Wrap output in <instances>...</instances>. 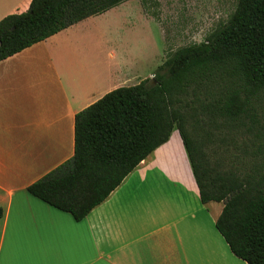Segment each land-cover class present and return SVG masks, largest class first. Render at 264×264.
Returning a JSON list of instances; mask_svg holds the SVG:
<instances>
[{
  "label": "crops",
  "instance_id": "1",
  "mask_svg": "<svg viewBox=\"0 0 264 264\" xmlns=\"http://www.w3.org/2000/svg\"><path fill=\"white\" fill-rule=\"evenodd\" d=\"M30 1L0 0V20ZM128 2L0 61V264H246L215 228L223 203H201L177 131L81 221L27 192L73 156L75 115L128 87L110 20Z\"/></svg>",
  "mask_w": 264,
  "mask_h": 264
},
{
  "label": "trees",
  "instance_id": "2",
  "mask_svg": "<svg viewBox=\"0 0 264 264\" xmlns=\"http://www.w3.org/2000/svg\"><path fill=\"white\" fill-rule=\"evenodd\" d=\"M126 1L31 0L0 20V61ZM262 97L264 0H237L222 27L173 52L153 79L77 113L73 156L27 192L81 221L177 131L201 203H223L215 228L230 252L264 264V128L255 111Z\"/></svg>",
  "mask_w": 264,
  "mask_h": 264
},
{
  "label": "rangeland",
  "instance_id": "3",
  "mask_svg": "<svg viewBox=\"0 0 264 264\" xmlns=\"http://www.w3.org/2000/svg\"><path fill=\"white\" fill-rule=\"evenodd\" d=\"M236 3L237 0H144L143 6L142 0H130L129 9L121 13L120 8L115 10L110 20L117 22L118 60L128 63V86L153 79L158 68L177 49L203 42L227 22ZM139 6L147 22L138 20ZM124 14H130L132 21L124 20ZM255 111L264 128L263 97L256 101ZM229 151L239 153L233 148Z\"/></svg>",
  "mask_w": 264,
  "mask_h": 264
}]
</instances>
